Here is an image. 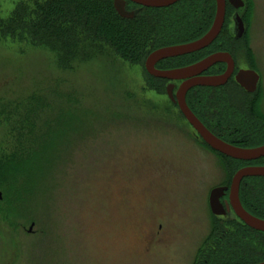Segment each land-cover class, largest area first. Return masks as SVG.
I'll return each instance as SVG.
<instances>
[{"label":"rangeland","instance_id":"obj_1","mask_svg":"<svg viewBox=\"0 0 264 264\" xmlns=\"http://www.w3.org/2000/svg\"><path fill=\"white\" fill-rule=\"evenodd\" d=\"M19 1L0 0V264H198L221 249L209 193L239 165L202 142L145 61L5 35Z\"/></svg>","mask_w":264,"mask_h":264},{"label":"trees","instance_id":"obj_2","mask_svg":"<svg viewBox=\"0 0 264 264\" xmlns=\"http://www.w3.org/2000/svg\"><path fill=\"white\" fill-rule=\"evenodd\" d=\"M199 3L200 0H180L177 4L164 8H136L137 5L128 3V7L136 8L133 9L135 17L125 19L116 13L112 0H21L10 18L2 22L5 35L18 32V35H27L34 43H46L54 39L53 47L60 54L66 51L73 56L80 54L88 57L97 50L95 47H87V41L90 40L107 45L126 62L139 64L145 61L150 52L160 47L188 43L202 36L196 30L204 17ZM187 60V55L170 58L162 62L165 65L162 68H167L166 65L177 67ZM151 79L166 82L161 78ZM206 99L201 88L189 91L186 97L188 107L200 121L203 122L201 113L210 110L206 105H225L227 111L222 114L225 120L221 122L229 133L236 135L240 132L249 138L256 135L257 130L246 121V114L235 113L236 103L231 98L217 95L209 101ZM216 153L236 170L238 160ZM244 180H247L246 184H243ZM238 195L247 212L264 219V177L244 178ZM218 224L221 226L219 222ZM220 228H215L214 239L225 242V246L220 249V245H217L210 251L209 264H250L264 260L262 251L259 252L263 242L258 241L257 249H254L242 240L243 237L236 238L237 233L241 235L242 231L223 237Z\"/></svg>","mask_w":264,"mask_h":264},{"label":"flooded vegetation","instance_id":"obj_3","mask_svg":"<svg viewBox=\"0 0 264 264\" xmlns=\"http://www.w3.org/2000/svg\"><path fill=\"white\" fill-rule=\"evenodd\" d=\"M128 3L131 2L126 1L127 10H133L140 7L138 5L136 8L130 6L128 7ZM199 7L202 9L204 17L202 24L196 30L201 32L203 36L209 31L214 22L217 10V1L200 0ZM215 54L223 55L224 58L214 62L195 77H217L228 73L225 83L220 85L194 86L189 91L201 88L204 97H206V100L208 101L211 100V97H215L217 95L224 96V98H231V100L235 101L236 103L234 105L235 113H245L246 121L257 130V133L252 138L244 137V135L240 132L236 135L229 133L223 122H221V120H225L224 116L222 115L227 111V106L225 105L219 107L206 105L210 110L206 112L208 115L205 117L202 116L203 122H201L215 136L235 146L243 148H256L264 145V0H224V18L220 31L214 40H212L204 48L187 54L188 60L186 63H183L180 66L169 67L166 65L167 68H162L165 66L162 64V62L167 60L163 59L159 61L155 67L159 70H167L183 66H190ZM244 71L251 72L257 77H255L257 80L255 79L256 82L253 90H247L237 81V75L242 74ZM165 81L167 82L166 86L170 82H173L175 85L173 90L174 93L182 82L170 80ZM207 118H209V120L213 119L214 121L219 122L217 124L218 127L215 126L212 128L209 126V124L207 125L205 121ZM230 135L232 138L228 137ZM238 161V169L247 166H264V157L253 161ZM230 183L219 186L230 187ZM228 196L229 191H227L225 195L220 198L221 204L225 207V215L216 216L219 219L218 222L224 226L223 229L220 226L222 236L224 237L225 235H231L232 230L235 233L242 231L243 233L241 235H243L246 241L245 243L250 244L251 248L256 249L258 246V235L264 236V232L257 231L244 224L237 216H235L231 207L227 210L225 202L228 201ZM152 240L153 238H150L149 243ZM213 242L214 241H212L211 245L206 249V251L211 250V246H213L214 249L216 248L217 245L213 244ZM224 243L225 242L221 244L222 248L225 246ZM209 254H205L198 264H209ZM219 262L222 261H218V263Z\"/></svg>","mask_w":264,"mask_h":264},{"label":"water","instance_id":"obj_4","mask_svg":"<svg viewBox=\"0 0 264 264\" xmlns=\"http://www.w3.org/2000/svg\"><path fill=\"white\" fill-rule=\"evenodd\" d=\"M126 1H130L135 5L145 8H164L171 6L180 0H113V7L116 13L122 18L132 19L135 17V11L126 9ZM216 1L217 10L214 22L205 35L192 42L163 46L150 52L145 59L144 67L147 73L153 77L170 81H182L175 93L173 92L175 87L173 82L167 84L166 94L171 102L177 105L183 117L202 142L212 150L234 160L253 161L264 157V145L256 148H243L223 141L203 125L186 103V94L192 87L220 85L225 83L228 73L217 77H195L214 62L222 60L224 58L223 55L215 54L194 65L179 68L159 70L155 67V65L163 59L184 56L198 51L215 39L220 31L224 18V0ZM255 77V74L244 71L242 74L237 75L236 78L237 81L247 90H253L257 80V77ZM254 176L264 177V166H247L238 169L231 179L230 187L217 186L210 190L208 203L213 215H225V207L221 204L220 198L229 191L228 201L225 202L226 209L228 210L231 207L235 216H237L244 224L257 231L264 232V220L247 212L241 205L238 195L242 179ZM1 198L2 195L0 193V199ZM252 264H264V260Z\"/></svg>","mask_w":264,"mask_h":264}]
</instances>
